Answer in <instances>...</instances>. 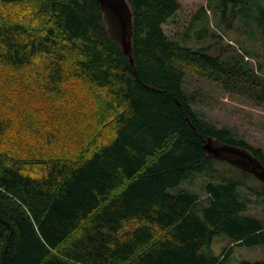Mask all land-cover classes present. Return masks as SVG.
I'll list each match as a JSON object with an SVG mask.
<instances>
[{
    "label": "trees",
    "instance_id": "obj_1",
    "mask_svg": "<svg viewBox=\"0 0 264 264\" xmlns=\"http://www.w3.org/2000/svg\"><path fill=\"white\" fill-rule=\"evenodd\" d=\"M127 2L134 65L96 0H0V100L35 94L34 108L71 126L83 111L64 103L85 87L84 114L102 123L94 139L111 132L84 153L54 155L65 153L56 122L44 129L18 115L42 141L18 154L2 145L19 122L0 111V264H229L236 246H264V217L248 212L252 197L264 206V183L208 156L203 141L246 149L263 165L264 149L206 123L186 90L193 75L264 107V0H207L196 14L180 0ZM237 24L257 37L261 59L225 39ZM187 25L199 27L195 36L163 30ZM200 176L204 198L182 187ZM216 236L230 239L220 254Z\"/></svg>",
    "mask_w": 264,
    "mask_h": 264
},
{
    "label": "rangeland",
    "instance_id": "obj_2",
    "mask_svg": "<svg viewBox=\"0 0 264 264\" xmlns=\"http://www.w3.org/2000/svg\"><path fill=\"white\" fill-rule=\"evenodd\" d=\"M186 9L194 14L198 13L201 8H207V0H180ZM234 25L233 28L228 30L223 29L222 34L225 39L233 40L234 46L237 48L244 47L252 53L256 54L258 57H263V49L259 45V41L256 39H249L242 31ZM189 25L185 27L176 26H163V30L168 34H173L176 32H181L182 35L189 34L190 36H195L199 27L195 26L190 30ZM239 30V31H236ZM229 35V36H228ZM225 42V41H224ZM207 44V42H205ZM262 61V60H261ZM254 63V62H253ZM263 72H264V61ZM256 65V63H254ZM186 90L189 94H193L196 97L193 98V107L198 112L203 120L213 125L217 128L229 127L233 129L238 135L243 136L250 145L254 147H262L264 149V107H254L245 98L236 95L227 94L219 85L210 83L204 80H200L195 76H188L186 80ZM71 95L74 97L68 98L64 103L70 108L72 114L80 108L82 113L75 114L73 122L69 124L60 123L52 118L49 113L41 111L34 108L35 105L32 101H36L35 94L31 95L30 100L26 95L22 98L16 94V96L6 97L2 102L0 100V111H6L11 116H15V121L19 122L17 128L13 133H10L6 139L9 142L2 145L4 149H16L18 154H23L27 152L29 146L33 143H40L37 133L34 131L35 127L28 121H23L22 118L19 121L18 115H28L29 120L33 121L37 126L43 127L44 129H53L56 122L54 135L56 137V149H64L65 153H57L54 149L51 153L54 155H69L84 153V146L90 143L91 138L95 132L102 127V123H97L96 118L91 121L88 119L84 110L83 99L86 100L88 95V90L85 87L72 88L70 90ZM1 97H5L0 95ZM89 97H93V93L89 94ZM31 101V102H30ZM30 102V103H29ZM29 103V104H28ZM62 105L61 101H58V106ZM17 116V117H16ZM17 118V120H16ZM49 121L54 123H49ZM111 132H107L101 135V137L96 141L106 140L111 135ZM54 141V137H53ZM7 142V141H5ZM42 143V141H41ZM40 143V144H41ZM90 145V144H89ZM86 147V146H85ZM206 179L204 177H197L193 182L189 184H184L182 187L189 188L200 195L201 198L205 197L203 190ZM243 192H246L243 190ZM253 202L249 208V213L257 216L259 218L264 217V206L257 198L252 197ZM229 238L226 236H216L213 240L211 247L213 254H220L229 244ZM257 262L264 261V246L257 247H241L236 246L233 249L231 260L229 264H241L242 261Z\"/></svg>",
    "mask_w": 264,
    "mask_h": 264
},
{
    "label": "water",
    "instance_id": "obj_3",
    "mask_svg": "<svg viewBox=\"0 0 264 264\" xmlns=\"http://www.w3.org/2000/svg\"><path fill=\"white\" fill-rule=\"evenodd\" d=\"M101 7L103 20L110 37L119 45L123 54L134 65L132 56L133 20L127 0H96ZM203 149L208 156L226 161L242 171L251 174L264 183V165L250 151L225 144L208 137L203 141Z\"/></svg>",
    "mask_w": 264,
    "mask_h": 264
}]
</instances>
